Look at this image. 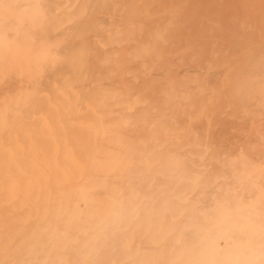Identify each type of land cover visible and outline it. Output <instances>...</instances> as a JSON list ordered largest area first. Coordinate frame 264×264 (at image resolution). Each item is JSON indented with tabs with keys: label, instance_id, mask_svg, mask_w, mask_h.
<instances>
[{
	"label": "bare ground",
	"instance_id": "6f19581e",
	"mask_svg": "<svg viewBox=\"0 0 264 264\" xmlns=\"http://www.w3.org/2000/svg\"><path fill=\"white\" fill-rule=\"evenodd\" d=\"M69 1L0 0V264H264V47L176 78L134 0L94 59Z\"/></svg>",
	"mask_w": 264,
	"mask_h": 264
},
{
	"label": "rangeland",
	"instance_id": "374dc122",
	"mask_svg": "<svg viewBox=\"0 0 264 264\" xmlns=\"http://www.w3.org/2000/svg\"><path fill=\"white\" fill-rule=\"evenodd\" d=\"M80 0H73V1H69L67 4H66V8L68 9V10H70L69 12L71 13V9H72V13L73 12H77V10L79 9V8H81V7H83V6H81L82 4H81V2H82V0H81V2H80V4L77 6V7H75V9H74V6H76L77 4H78V2H79ZM96 1V2H95ZM104 1H106V0H104ZM103 0H92L91 2H92V4H93V9L92 10H89V8L86 6V9L88 8V12L87 13H89L88 15L91 17V18H89L90 20V23H93V29L92 30H87V32H86V34L87 33H90V32H94V34H95V37H94V34H93V32L92 33H90L91 34V36H89L90 37V39L89 40H91V38H92V40H91V43H90V41H88V37L86 38L87 39V43L89 42L90 43V45H89V43H88V46H90V50L92 51V44L94 43V41H93V39L94 40H96V44L95 45H93V51H94V53H95V56L92 54V57L91 58H100V56H102L103 55V52L105 53V51H103L104 49H108V51L110 50V52H112V48H110L109 49V44H110V46H112L114 49H115V46L114 45H116L117 44V42L118 41H116V40H113V41H109V40H104L105 38L104 37H106L107 38V35H110L111 33L113 34V32L112 31H114L115 30V28L116 27H118L121 23H119V22H121L122 21V19H120L119 20V14H122V16L124 15H127V9H129L130 10V8L131 7H133V6H135L136 5V2H138L137 3V5H136V9H137V13H138V15L140 14V16L142 15V19L144 20V21H142V22H140V24L138 25V26H142V28H144V29H152L153 31H155L153 28H155L156 26H158L160 29V32H161V36H158L157 35V37L153 40L154 42L152 43L153 44V46H156V48H157V45H158V48H160V49H158L160 52H164V54L165 55H167L166 57H163V60H164V63L166 64V67L168 66L170 69H172V68H174V67H176V68H174V69H172L173 71V74H174V76L176 77V78H178V77H180V76H176L178 73H177V71L178 72H181V71H179V70H183V68L185 69V68H189L190 66H192V64L194 65L195 63V65L197 66V65H204V64H207V63H209L210 61V54H211V51L213 50L214 51V53L215 54H217V58H216V62H218V60H220L221 59V61H219V62H221L220 63V65H218V64H214L213 62H211V68H214L215 69V73L216 74H214L213 76L212 75H210L209 76V78L208 79H210V80H212V81H215V83H217L218 81L219 82H221L222 80H224V78H223V76H224V74L223 73H221V70L223 69V67L225 68L226 66H228L229 65V63H233L234 62V59H235V57L238 55V53H239V51L243 48V47H245V46H249V47H256L257 45H259V47L262 45V47H264V43H261L262 41H264V38H262V37H264V18H262V14H264V10H262V9H264V7H260V6H262V4H264V3H262V2H264V0H260V1H258V0H256L257 2V6H258V3H262V4H260V6H258V8L257 7H255V0H254V2L252 1L251 2V0H248V2H247V0H211L210 1V3H208L209 2V0L207 1V3L204 1H201V0H199L201 3H203V4H201L202 6L203 5H207V4H209V10L210 9H212V10H208L210 13L208 14V15H212V18L210 17L209 18V16L207 15V12L208 11H206V9H208V7L205 9L204 8V12H201L200 13V11H198L199 13L198 14H194L195 13V11L197 12V10H202L203 11V9H200L201 8V6H199L200 5V3H198L197 2V0L195 1H193V3H192V0H177L178 1V4H179V6L177 5V7H176V1L175 0H168V1H166L167 2V5H166V2L163 0H151V2L149 1V3H148V0L147 1H144L143 0V2L141 3V1L142 0H135L136 2H133L134 0H131L132 1V3H133V5H131L130 6V4H132V3H130L131 1L130 0H127V1H125L124 2V4H125V6L127 7V8H123L124 6L123 5H121V4H119V3H122L123 2V0H119L120 2L119 3H117L118 1L117 0H112V1H114V3H117V5L116 4H112V1L110 0H107L106 2H104ZM160 1H161V3H160ZM175 1V2H174ZM225 1V2H224ZM228 1V2H227ZM233 1V2H232ZM249 1H250V3H252L250 6H248L247 8L245 7H242L243 5H244V2L246 3V6H247V3H249ZM97 2H98V5H103V6H98L97 7ZM100 2V3H99ZM108 2V4H109V2H111V4H109V6L110 7H107V5L108 4H106ZM126 2H128V4L129 5H127L126 4ZM144 2H147L146 4L144 3ZM153 2V3H152ZM156 2V3H155ZM158 2H159V4H158ZM165 2V3H164ZM180 2V3H179ZM187 2L188 3H190L189 5L187 4ZM230 2V3H229ZM240 2V3H239ZM70 3V4H69ZM77 3V4H76ZM153 4V6H155L154 8H153V6H152V8L149 6V5H152ZM196 3V4H195ZM199 5H198V4ZM213 3V4H212ZM242 3V4H241ZM123 4V3H122ZM155 4H157V5H155ZM161 4H165V5H161ZM169 4V5H168ZM232 6H231V5ZM236 6H235V5ZM241 4V5H240ZM106 5V6H105ZM116 5V6H115ZM183 6V7H181V6ZM188 6V8H186L185 6ZM190 5H191V7H190ZM195 5H197V7H196V9H195ZM212 5H213V7H212ZM217 6V7H214V6ZM227 5V6H226ZM234 5V6H233ZM254 5V6H253ZM90 6V5H89ZM118 6V7H117ZM139 6V7H138ZM141 6V7H140ZM148 6V7H147ZM239 6H241V7H239ZM95 7H97V9L95 8ZM104 7L106 8H108V10L107 9H104ZM115 7H117V9L115 8ZM157 7H159V8H157ZM161 7V8H160ZM172 7V8H171ZM194 7V8H193ZM227 7V8H226ZM78 8V9H77ZM120 8H123V9H120ZM139 8V9H138ZM140 8H142L141 9V12L139 11L140 10ZM156 8V9H155ZM176 8V9H175ZM177 8H179V9H177ZM189 9V11L188 10H185V9ZM197 8H199V9H197ZM217 8V9H216ZM224 8H225V10H224ZM232 8V9H231ZM237 8V9H236ZM257 8V9H256ZM120 9V10H119ZM150 9V10H149ZM152 9V10H151ZM154 9H155V12H154ZM193 9L195 10V11H193ZM213 9H215V11H217V13L213 10ZM231 11H229V10ZM251 9L253 10L252 12H251ZM260 9L262 10V11H260ZM75 10V11H74ZM102 10V11H101ZM157 10H160L159 12H157ZM179 10V11H178ZM94 11H96V13L95 14H98L99 13V19L97 18V16H95V14H94ZM97 11H98V13H97ZM107 13H106V12ZM120 11V12H119ZM122 11L124 12V13H122ZM151 11H152V13H151ZM181 11H184L183 12V14H185V12H188V14H186V15H184L183 16V14H182V12ZM211 11L212 12H214L215 14H213V13H211ZM245 11H246V13H249V12H251V13H249V15H251V16H247L248 14H246L245 13ZM91 12L93 13V15H91ZM103 12V13H102ZM157 12V13H156ZM181 12V13H180ZM190 12V13H189ZM194 14V16L195 15H199V14H201V15H199L198 17H197V20H196V22H197V26H196V22H195V20H194V18L196 17H194L193 18V14ZM114 13H116V15H117V18H116V16L114 17V16H111L112 14H114ZM156 13V14H155ZM173 15H172V14ZM203 13V14H202ZM240 13V14H239ZM244 13H245V15H246V17L244 18ZM74 14V13H73ZM104 14L105 15H107L108 16V14L110 15V17L108 16H106V18L108 19L107 20V22L106 21H104V20H106V19H104L105 17H104ZM179 14H181V16H179ZM190 14H192V16H190ZM255 14V15H254ZM257 14H258V17L261 19L262 18V22H258V17H255V16H257ZM75 15H76V13L74 14V15H71L70 16V18H68V20L66 21V22H64L63 24H61V26L62 27H66L65 25L67 24V25H70V24H72L73 22H74V20H73V18L75 17ZM160 15H162V16H160ZM166 15V16H165ZM202 15H205V16H202ZM122 16H120V18H123ZM157 18H156V17ZM165 16V17H164ZM189 16V17H188ZM202 16V17H201ZM206 16H208L207 18H206ZM111 17H112V19H111ZM151 17H154V19L157 21V22H155L154 23V20H153V18L151 19ZM158 17H160V18H158ZM162 17H163V20H162ZM181 17V18H180ZM186 17H188V18H191L192 17V20H190V19H185ZM205 17V19H202V18H204ZM240 17V18H239ZM100 18H101V20H100ZM117 19V23L116 24H114L115 23V20ZM126 18V17H125ZM140 18V17H139ZM214 18V19H213ZM238 18V19H237ZM256 18H258V19H256ZM97 19H98V21L100 22H98L97 21ZM102 19H104L103 21H102ZM142 19H140V20H142ZM147 19H149V20H147ZM161 19V20H160ZM180 19H183V20H181L180 21ZM196 19V18H195ZM209 19V20H208ZM213 20V21H210V20ZM235 19H236V21H235ZM259 19V20H260ZM109 20L111 21V20H113V23L112 22H110V24H108V22H109ZM123 20H125V19H123ZM148 21L147 23H149V26L147 25L146 27H144L147 23H146V21ZM153 20V21H152ZM177 20H179V25L177 24ZM187 20H189V22L191 21V24H193V25H191V28H189L190 27V23L188 24L187 22ZM200 20V21H199ZM204 20V21H203ZM207 20V21H206ZM240 20V21H239ZM256 20H257V22H256ZM102 21V22H101ZM119 21V22H118ZM186 21V22H185ZM219 21V22H218ZM242 21V22H241ZM202 22V23H201ZM229 22V23H228ZM239 22V23H238ZM104 25H103V24ZM119 23V24H118ZM145 25H144V24ZM150 23H151V26L152 27H150ZM157 23V24H156ZM176 24V26L174 25V24ZM183 23V24H182ZM198 23L200 24H204V29H205V31H204V29H203V26H201L200 27V25H198ZM209 23H211V25L209 24ZM154 24V25H153ZM159 24V25H158ZM184 24L186 25V26H189V27H186V26H184ZM206 24L208 25L207 27H208V30H207V27H206ZM221 24V25H220ZM224 24H228L227 26L226 25H224ZM104 27H103V26ZM109 25L111 26V28L109 27ZM162 25V26H161ZM167 25V26H166ZM173 25V26H172ZM178 25V26H177ZM183 25V26H182ZM259 25V26H258ZM113 26V27H112ZM154 26V27H153ZM169 26V27H168ZM184 28V27H186V28H182V27ZM193 26V27H192ZM198 26H199V29L201 30V31H203L204 32V36H202V33L203 32H201V31H199V34H201V36L198 34ZM210 26H212L211 28H210ZM224 26H225V28H224ZM222 27V28H221ZM108 28V30L109 31H107V30H104V29H107ZM113 28V29H112ZM194 28H197L196 29V31L194 30H192V29H194ZM183 30V32H182V30ZM191 29V30H190ZM203 29V30H202ZM228 29H230V30H228ZM167 30H172V33L174 32L175 33V31L178 33L177 35H179V37L176 35V33L174 34V35H172V33L170 34L169 32H171V31H169V32H167ZM189 30V31H188ZM236 30H238L237 32H235ZM62 30H56L55 31V34H57L56 36H54V34L51 36V38L53 39V36H54V39L53 40H59L58 38L60 37H58V35H59V33L61 32ZM111 31V32H110ZM186 31V32H185ZM194 33H192V32ZM245 32L244 34L243 33H241V32ZM251 31V32H250ZM56 32H58V33H56ZM166 32V33H165ZM187 32H189V33H187ZM209 32V33H208ZM212 32V33H211ZM255 32H257V33H255ZM105 33V34H104ZM164 33V35L166 36L167 35V38L168 39H166V37L165 36H162V34ZM183 33V34H182ZM198 34V35H196V36H194L195 34ZM210 33L213 35H211L210 36ZM225 33V34H224ZM235 33H237V34H235ZM253 35H252V34ZM86 34H85V36H86ZM111 34V35H112ZM184 34H186L187 35V38H186V36L184 35ZM189 34V35H188ZM190 34H192V36H194V38H192L193 40V43H192V45L194 46V43L195 42H197V44L196 45H198L199 44V42L201 43V40L202 41H205L204 43L202 42V45L200 44V45H198V46H194V47H191L190 48V46H188L187 44H186V42L187 43H189L188 41H190L191 39H189V38H191V37H188V36H191ZM257 34V35H256ZM105 35V36H104ZM171 36V38L172 39H170V36ZM176 35V36H175ZM180 35H182V36H180ZM184 35V36H183ZM206 35V36H205ZM237 35V36H236ZM254 35H256V39H255V36ZM260 35V36H259ZM87 36H88V34H87ZM169 36V37H168ZM221 36V37H220ZM253 36H254V38H253ZM58 37V38H57ZM175 37H176V39H175ZM197 37V39H198V41H194V40H196L195 38ZM199 37V38H198ZM245 37V38H244ZM259 37V38H258ZM96 38V39H95ZM165 38V39H164ZM178 38V39H177ZM220 38H221V40H220ZM204 39V40H203ZM208 39H210V42L208 41ZM177 40V41H176ZM188 40V41H187ZM247 42H246V41ZM260 40H262V41H260ZM105 41V42H104ZM108 41H109V43H108ZM158 41V42H157ZM179 41V42H178ZM183 43H182V42ZM192 41H190V44H191V42ZM237 41V42H236ZM242 41V42H241ZM251 41V42H250ZM254 41V42H253ZM93 42V43H92ZM111 42H113V44L111 43ZM181 42V43H180ZM208 42V43H207ZM212 42V43H211ZM222 42H224V44H222ZM256 42H257V44H256ZM105 43H106V45H105ZM170 45H169V44ZM221 43V44H220ZM254 43V44H253ZM260 43V44H259ZM108 44V45H107ZM156 44V45H155ZM165 44H168V45H166V47H164L163 45H165ZM178 44V45H177ZM182 44V45H181ZM174 45H175V47H174ZM186 45H187V47H186ZM210 45V46H209ZM214 45V46H213ZM244 45V46H243ZM99 46H100V48H99ZM173 46V48H171V47ZM181 46H183V48L185 49L184 51H183V48L181 47ZM206 46L208 47V48H206ZM220 46V47H219ZM222 46V47H221ZM96 47V48H95ZM98 47V48H97ZM165 48V49H167V51H164L165 49H163V48ZM242 47V48H241ZM170 48L171 49H174V50H170ZM181 48V49H180ZM190 48V49H189ZM193 48H195V50H193ZM199 48V49H198ZM229 48V49H228ZM238 48V49H237ZM99 49V51H102V54L101 53H99V54H97L99 51H97ZM114 49H113V51H114ZM162 49V50H161ZM216 49V50H215ZM227 49V50H226ZM170 51V52H169ZM195 51H199V54L197 55V54H195ZM218 51V52H217ZM233 51H235V52H233ZM238 51V52H237ZM176 52V53H175ZM184 52H186V53H184ZM190 52V53H189ZM92 53V52H91ZM172 53V54H171ZM174 53V54H173ZM186 54V55H184V54ZM193 53V54H192ZM227 53V54H226ZM101 54V55H100ZM163 54V55H164ZM188 54H190L189 56H188ZM220 54V55H219ZM228 54H230V55H228ZM164 55V56H165ZM168 55H170L169 57L171 58V59H169V57H168ZM175 57H174V56ZM182 55V56H181ZM196 55V56H195ZM179 56V57H178ZM185 57V59L186 60H188L187 62H185V59L183 60V58ZM224 56V57H223ZM229 57L230 58V60H229V62H228V59L229 58H225V57ZM173 57V58H172ZM181 57H183V58H181ZM188 57H189V59H191V61L188 59ZM220 57V58H219ZM234 57V58H233ZM196 60V61H193L194 59ZM203 61H201L200 59ZM219 58V59H218ZM167 59H169V60H167ZM173 59V60H172ZM175 59V60H174ZM182 59V60H181ZM200 60V62H199V60ZM218 59V60H217ZM171 60V61H170ZM175 61H177V62H175ZM180 61H183V62H180ZM214 61V62H215ZM232 61V62H231ZM172 62H174V64L172 63V65H171V63ZM193 62V63H192ZM199 62V63H198ZM168 63V64H167ZM179 63V65H177V64ZM185 63H188V64H185ZM192 63V64H191ZM176 64V65H175ZM182 64V65H181ZM191 64V65H190ZM225 64H226V66H225ZM187 65V66H186ZM189 65V66H188ZM214 65H215V67H214ZM216 65H218V66H216ZM224 65V66H223ZM216 67H217V69H216ZM222 68V69H221ZM221 69V70H220ZM219 70H220V73H219ZM217 73H219V74H217ZM193 73H187V74H185V75H192ZM222 74V75H221ZM211 76L213 77V78H215V79H213V78H211ZM219 76V77H218ZM216 77H218V79L216 78ZM218 80V81H217ZM0 101H1V98H0Z\"/></svg>",
	"mask_w": 264,
	"mask_h": 264
}]
</instances>
